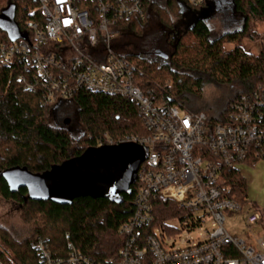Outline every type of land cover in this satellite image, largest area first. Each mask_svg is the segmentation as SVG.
Masks as SVG:
<instances>
[{
    "label": "built area",
    "instance_id": "2783aa9c",
    "mask_svg": "<svg viewBox=\"0 0 264 264\" xmlns=\"http://www.w3.org/2000/svg\"><path fill=\"white\" fill-rule=\"evenodd\" d=\"M23 1L37 4L34 19L21 26L15 21L18 39L0 38V69L11 70L25 90L40 94L42 106L54 109L81 91L128 99L147 131L118 142L97 139V147L136 143L148 149L134 211L119 228L124 244L117 255L95 261L69 244L66 257H54L48 240L36 237L31 246L39 264H264V235L242 239L224 227L225 214L244 207L229 170L264 162V87L237 95L223 122H212L141 83L138 66L114 49L127 32L124 23L145 18L146 0ZM177 1L188 7L208 2ZM160 204H173L181 214L162 223ZM261 221L259 212L245 218L249 228Z\"/></svg>",
    "mask_w": 264,
    "mask_h": 264
},
{
    "label": "trees",
    "instance_id": "16d2710c",
    "mask_svg": "<svg viewBox=\"0 0 264 264\" xmlns=\"http://www.w3.org/2000/svg\"><path fill=\"white\" fill-rule=\"evenodd\" d=\"M3 2L0 13L9 6L10 0ZM227 2L226 8L221 9L224 30L212 39L208 16L216 12H203L213 8L218 0L214 5L206 2L197 7L185 6L177 0H146L145 18L124 23L127 29L124 36L135 37L136 40L128 41L120 53L138 66L141 83L156 87L167 101L181 103L189 111L197 113L206 109L217 110L220 122L225 119L232 100L227 105L207 104L208 108H202L199 101L207 81L223 85L239 83L243 86L241 93L264 87V46L257 56L247 53L242 46L243 39L249 36L251 19L264 23V0ZM13 3L14 20L20 26L34 19L32 11L36 9V3L23 0ZM165 10L171 16L170 20L164 19ZM237 14L242 15L241 23L236 21ZM180 21L183 25L184 21L187 23L184 29L179 26ZM0 38L12 41L8 31L1 27ZM226 43L233 44V48L226 50ZM157 50L165 52L168 58L156 56ZM168 79H172L173 84L165 87ZM72 102L78 106L83 127L77 138L67 129L51 124L54 108L42 106L39 93L25 90L11 70L0 69V197L30 210L26 214L27 220L35 215L42 216L48 227L47 230L39 229L20 245L3 235V242L15 252L11 259L0 249L2 264H39L31 246L36 237L48 240L54 257H66L69 244H72L78 252L95 261L116 256L124 244L119 228L134 211L138 183L132 186V196H123L122 204L102 198L81 197L70 206H61L32 201L28 199L26 189L12 193L1 176L2 172L16 167L26 168L34 174L44 173L82 155L89 147H97V139L104 135L118 142L127 135L147 134L137 106L128 99L81 91ZM228 178L239 202L244 205L246 183L240 171L230 169ZM159 210L162 223L168 221L171 214H181L173 204H160ZM260 214L264 223V213ZM15 245L20 248L16 249Z\"/></svg>",
    "mask_w": 264,
    "mask_h": 264
},
{
    "label": "rangeland",
    "instance_id": "374dc122",
    "mask_svg": "<svg viewBox=\"0 0 264 264\" xmlns=\"http://www.w3.org/2000/svg\"><path fill=\"white\" fill-rule=\"evenodd\" d=\"M207 3L214 5L215 0H207ZM228 0H218V3L213 6L208 11H204L203 14H208L209 11L216 12L212 16H208L209 26L211 28V38L217 37L224 30V24L221 19L223 18L222 8H226ZM3 0H0V6L3 5ZM166 13V14H165ZM167 10L164 12V19L170 20L171 16L167 14ZM234 17V16H233ZM235 18V17H234ZM242 20V15L237 14L236 21ZM186 21V19H185ZM184 21V25L187 24ZM184 26L181 21L179 26ZM184 29V27H183ZM249 36L245 37L242 41V46L245 51L249 54L257 56L260 50L264 46V23L259 20L251 19L249 23ZM136 40L135 37H118L114 41V49L117 52L124 51L126 43L128 41ZM226 50H231L233 44L226 43L224 45ZM167 85L173 84L172 79H168ZM243 91V86L239 83L234 85H223L218 84L213 80H209L202 87L201 100L199 101L201 107L206 109L207 104L217 105V104H228L232 99H234L238 94ZM203 113L207 114L209 119L214 122L222 121L219 111L212 112L206 109ZM68 119L69 123L65 125V120ZM210 119V120H211ZM51 124L67 129L73 137H78L83 132L82 122L79 117L78 106L70 102L59 108L53 109ZM237 169L240 171L243 179L246 183V197L245 204L241 213L237 214H225V229L232 235L238 238L246 239L248 236L261 237L264 235V223L259 222L250 228L245 224V218L249 213L262 212L264 213V162L258 161L255 164L250 162L240 164ZM32 211V210H31ZM30 210H24L17 203L12 201L4 200L0 197V249L7 254L11 259H13V248H9L8 244L3 242L2 236L9 237L14 242H18V245L31 239L39 229L47 230L48 227L45 225V220L40 215H35L31 220H27V213ZM173 215L171 214V219ZM161 220V219H160ZM183 239L186 238L185 235H181ZM195 239L198 233H192L189 235ZM22 242V243H21ZM20 243V244H19ZM16 249L20 247L14 246Z\"/></svg>",
    "mask_w": 264,
    "mask_h": 264
},
{
    "label": "water",
    "instance_id": "95a60500",
    "mask_svg": "<svg viewBox=\"0 0 264 264\" xmlns=\"http://www.w3.org/2000/svg\"><path fill=\"white\" fill-rule=\"evenodd\" d=\"M14 16L15 5L10 1L0 13V27L8 31L13 41L21 37ZM155 55L168 58L162 50H157ZM64 123L67 125L69 120ZM147 155L148 149L136 143L89 147L82 155L41 174L16 167L2 172L1 176L12 193L26 189L28 199L36 202L70 206L75 199L90 197L122 204L124 195L132 196V186Z\"/></svg>",
    "mask_w": 264,
    "mask_h": 264
},
{
    "label": "flooded vegetation",
    "instance_id": "af4514ba",
    "mask_svg": "<svg viewBox=\"0 0 264 264\" xmlns=\"http://www.w3.org/2000/svg\"><path fill=\"white\" fill-rule=\"evenodd\" d=\"M12 3L15 1V0H10ZM161 58V57H160ZM163 59V58H162Z\"/></svg>",
    "mask_w": 264,
    "mask_h": 264
}]
</instances>
